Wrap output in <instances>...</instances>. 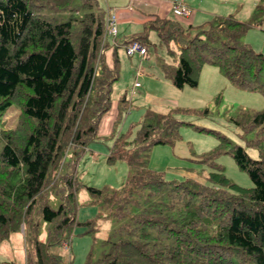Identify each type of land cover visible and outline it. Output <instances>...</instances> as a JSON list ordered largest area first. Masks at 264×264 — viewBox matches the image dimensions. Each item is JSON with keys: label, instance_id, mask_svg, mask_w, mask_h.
Instances as JSON below:
<instances>
[{"label": "trees", "instance_id": "trees-1", "mask_svg": "<svg viewBox=\"0 0 264 264\" xmlns=\"http://www.w3.org/2000/svg\"><path fill=\"white\" fill-rule=\"evenodd\" d=\"M73 2L0 0V244L22 234L24 264H67L60 251L71 240L77 192L84 187L114 209L119 220H127L117 231V242L106 240L110 249L98 264H264L263 157L251 159L243 147L230 146L214 132L220 145L196 160L211 169L206 183L191 178L174 183L148 169L150 149L176 144L181 125L203 131L175 117L181 108L148 109L134 135L133 123L126 134H118L115 127L129 104L128 97L121 96L115 104L107 163H127L132 172L126 186L109 193L82 186L76 177L82 152L100 137L101 120L112 108L117 48L126 49L137 40L148 51L153 46L150 28L161 44L177 45V65H163L174 87H196L202 66L212 64L237 87L264 92V55L241 42L250 26L264 21V0L249 23L232 15L198 26L184 23L181 16L150 20L144 33L113 46L111 66L104 55L109 47L105 13L96 0ZM45 9L69 14L65 19L49 17ZM12 106L19 109L20 126L6 130L1 119ZM185 112L209 113L207 108ZM235 123L246 132L255 130L264 125V111L243 112ZM225 150L248 175L252 188H242L224 175L216 159ZM68 151L73 156L66 161ZM50 194L59 196L57 208ZM135 194L141 202L131 208L118 198ZM36 217L49 226L44 242L38 240ZM86 225L93 228L94 222ZM91 256L85 264H91Z\"/></svg>", "mask_w": 264, "mask_h": 264}, {"label": "rangeland", "instance_id": "rangeland-1", "mask_svg": "<svg viewBox=\"0 0 264 264\" xmlns=\"http://www.w3.org/2000/svg\"><path fill=\"white\" fill-rule=\"evenodd\" d=\"M129 2L130 0H97L98 6L106 13L112 9L128 6ZM78 3L79 0H74L73 5ZM258 3L259 0H192L191 8L194 7L196 12L192 25L198 26L229 15L249 23ZM43 12L49 17L60 19H65L69 14V12L57 14L48 9ZM138 12L140 16L146 15L145 10ZM82 15L83 12L77 14L79 18ZM170 16L175 17L173 11ZM142 28L141 22H123L118 35L121 36L120 42L125 40L126 36L142 31ZM147 33L153 46L148 49L146 55L127 56L125 47L117 48L119 68L118 77L111 85L112 108L100 123L101 137L89 142L78 160L76 166L78 182L82 186L96 190L106 189L109 193L120 192L126 186L132 171L124 161L107 163L113 137H110L106 131L110 125L111 115L115 113L114 105L117 99L125 94L129 104L115 127L118 134H126L133 123L134 135L141 124L144 112L148 109L167 112L176 107L183 110L175 112L178 120L193 123L203 130L198 131L191 125H181L180 140L176 144L155 146L150 149L146 159L148 169L163 173L167 181L179 183L191 178L201 184L206 183L211 169L196 160L220 145L214 132L227 138L230 146L243 147L251 159L264 158V125L246 132L243 125L235 123L238 117L243 116V112L264 111V92L259 89L252 91L237 87L218 66L212 64L202 66L196 87L184 86L181 89L174 87L164 75L162 65L165 63L177 65V45L173 42L168 46L161 44L154 28L148 29ZM241 42L264 55V21L250 26L241 38ZM169 49L171 53L168 52ZM262 80L264 82V76ZM205 108L209 111L207 115L185 112V109L201 111ZM1 122L6 130L20 126L19 109L15 106L10 107L3 114ZM226 152L227 150L221 152L216 159L217 164L223 168L224 175L242 188H252L253 183L248 175L239 170L232 156ZM72 156L73 152L68 151L66 161ZM138 197L135 194L134 197L120 195L118 198L121 202L127 201L131 208L134 202H141ZM49 200L54 208L60 204L58 195L50 194ZM77 206V224L72 229L70 242L60 252L67 264H85L89 253L92 255L91 264H98L97 261L102 254L110 249L106 240L110 238L111 242H117L121 237L117 231L127 220H119L114 209L103 206L102 201L92 198L84 187L77 192ZM89 221L94 222L93 228L86 225ZM36 222L40 228L38 240L44 242L49 226L43 223L40 217H36ZM14 238L0 244L1 264H20L19 250L14 247L18 244V240ZM24 248L23 239V250ZM23 261L22 257V264Z\"/></svg>", "mask_w": 264, "mask_h": 264}, {"label": "crops", "instance_id": "crops-1", "mask_svg": "<svg viewBox=\"0 0 264 264\" xmlns=\"http://www.w3.org/2000/svg\"><path fill=\"white\" fill-rule=\"evenodd\" d=\"M96 2H97V0H96ZM175 3H182L186 7V9L189 11V14H188V16H185V17L181 16V17H183V20L186 21L187 23H192V21L196 17L195 8L194 7L191 8L192 0H130L128 6H125L123 8L116 9V10L112 9V10L107 11V13L104 10H102V8L99 7L100 10H102L105 13L106 20H107V18H109V16H112V15H114L116 17V27H117L116 34L115 35L108 34L107 29H106L105 41H107V43L109 44V47H108V49H106L104 51V55H105L107 64L109 66L112 65V54H111V52H112L113 46L122 42V41L120 42L121 36L118 37V35L120 34V25L123 22L134 21L136 23L141 22L143 24L142 31L137 32L135 34H132L131 36H126V38H125V40H126L129 37L144 33V31L146 30L144 28L145 24H146V22H148L150 20H154L155 18H158V17L159 18H163V17L171 18L170 13H172V8H173ZM141 10L146 11L145 16L138 15V13H139L138 11H141ZM106 27H107V21H106ZM123 35L125 36V34H123ZM109 36H111V37H109ZM109 38H111L110 41H109ZM163 65H162V71L164 72ZM114 107H115V105H114ZM154 112H157V111H154ZM115 113H116V108H115ZM115 113H113L111 115L112 117L110 119V125L108 127V130H106L108 132V134H110V132H111L112 122H113ZM99 132H100V127H99ZM13 238L15 240L16 239L18 240V244L14 247L16 248V250H19L18 251L19 252V254H18L19 260H20V264H22V257L24 258L23 235L22 234H16V235H13L10 237V239H13ZM0 264H1V262H0ZM4 264H8V263H4ZM11 264H13V263H11ZM23 264H24V261H23Z\"/></svg>", "mask_w": 264, "mask_h": 264}, {"label": "built area", "instance_id": "built-area-1", "mask_svg": "<svg viewBox=\"0 0 264 264\" xmlns=\"http://www.w3.org/2000/svg\"><path fill=\"white\" fill-rule=\"evenodd\" d=\"M172 11L175 16H188L189 11L186 9V7L182 3H175ZM107 33L111 35H115L117 32V27H116V17L114 15L109 16L107 18ZM126 55L127 56H133L135 54H138L140 56H144L147 54V48L143 44H141L137 40H132L131 42L128 43L125 49Z\"/></svg>", "mask_w": 264, "mask_h": 264}]
</instances>
